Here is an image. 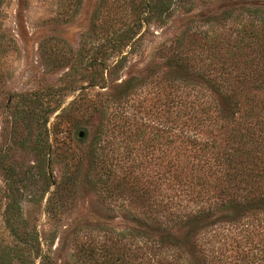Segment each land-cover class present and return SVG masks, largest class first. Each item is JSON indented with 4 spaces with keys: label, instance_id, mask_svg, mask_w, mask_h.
Instances as JSON below:
<instances>
[{
    "label": "rangeland",
    "instance_id": "rangeland-1",
    "mask_svg": "<svg viewBox=\"0 0 264 264\" xmlns=\"http://www.w3.org/2000/svg\"><path fill=\"white\" fill-rule=\"evenodd\" d=\"M146 1H1L0 264H116L120 233L127 232L123 245L129 249L149 248L157 236L146 232L156 227L144 217L160 232H174L187 220L145 212L128 183L112 178L110 185L99 156L100 130L123 119L146 121L134 152L161 156L156 139L162 143L165 135L168 78L190 79L196 90V75L170 59L190 58L200 71L219 65L216 39L233 38L248 21L249 3L264 0H173L158 18L148 17ZM133 2L144 17L137 41L104 56L114 31L136 22ZM110 132L103 139L116 148L128 136ZM123 152L111 148L107 157ZM7 167L14 170L23 220L17 237L4 222ZM150 168L144 163L140 169L150 175ZM261 217L264 225V212ZM220 218L214 214L208 229L221 232ZM133 229L147 237H129Z\"/></svg>",
    "mask_w": 264,
    "mask_h": 264
},
{
    "label": "trees",
    "instance_id": "trees-1",
    "mask_svg": "<svg viewBox=\"0 0 264 264\" xmlns=\"http://www.w3.org/2000/svg\"><path fill=\"white\" fill-rule=\"evenodd\" d=\"M172 2L148 0L145 12L148 17L158 18L162 12L165 16ZM249 4L248 21L235 30L234 37L224 41L215 38L217 54L212 56L219 65L211 63L210 68L200 71L190 58L178 59V55L170 59L173 67L196 75V90L189 88L190 79L168 78L164 90L165 135L162 143L156 139L157 145L164 147L161 156L134 152L136 138L148 128L146 121L123 119L112 122L111 127L102 126L100 142L104 145H100L99 156L106 165L104 175L110 185L113 179L121 186L128 183L145 212H163L168 220H188L174 232H160L157 222L144 217L156 227L146 232L157 236L149 248L136 245L129 249L123 245L127 232L120 233L117 242L121 246L114 243L116 264H135L137 260L138 264H264V5ZM132 5L136 22L114 31L104 56L107 51L120 53L137 41L144 17L140 15L141 4ZM110 131L128 133L121 141L123 145L115 142L116 148L109 145V139H103ZM37 146L41 153L42 147ZM121 146L123 154L107 157L111 148L117 151ZM143 161L151 166L150 175L141 171ZM4 174L8 182L3 196L4 222L17 237L18 224L23 220L13 168L7 167ZM214 214L221 215V232L208 229ZM208 230L211 235L203 241L200 236ZM146 232L133 229L129 237H147Z\"/></svg>",
    "mask_w": 264,
    "mask_h": 264
},
{
    "label": "water",
    "instance_id": "water-1",
    "mask_svg": "<svg viewBox=\"0 0 264 264\" xmlns=\"http://www.w3.org/2000/svg\"><path fill=\"white\" fill-rule=\"evenodd\" d=\"M79 136H82V134L80 133Z\"/></svg>",
    "mask_w": 264,
    "mask_h": 264
}]
</instances>
